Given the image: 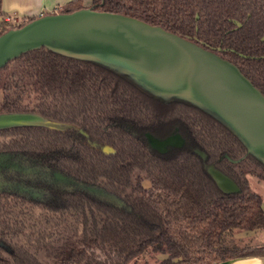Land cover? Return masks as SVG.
<instances>
[{
    "label": "trees",
    "instance_id": "16d2710c",
    "mask_svg": "<svg viewBox=\"0 0 264 264\" xmlns=\"http://www.w3.org/2000/svg\"><path fill=\"white\" fill-rule=\"evenodd\" d=\"M63 7L61 12H72L80 9V2L72 0ZM92 7L161 26L216 52L264 96V0H93ZM4 18L0 0V35L17 28ZM17 63L32 67L46 102L62 105L69 116L76 113L84 126L91 122L99 133L105 128L107 143L117 147L118 155L109 164L80 154L78 176L85 181L106 176L109 191L121 194L131 188V193L122 204L78 193L70 202L79 226L49 236L19 237L24 228L10 223L11 214L0 212L5 244L0 246V264H137L133 260L149 249L168 255L157 264L264 257V245L241 246L234 236L236 231L264 228L262 198L250 190L238 167L253 163L264 178V160L225 122L194 102L163 101L116 70L44 47L1 66L0 80L9 64ZM177 125L186 137L184 146L166 153L147 146L145 131L163 136ZM48 143L49 149L58 150V140ZM64 164L65 170L71 168L70 160ZM208 164L239 190L223 191ZM135 168L146 173L151 188L130 181Z\"/></svg>",
    "mask_w": 264,
    "mask_h": 264
},
{
    "label": "flooded vegetation",
    "instance_id": "af4514ba",
    "mask_svg": "<svg viewBox=\"0 0 264 264\" xmlns=\"http://www.w3.org/2000/svg\"><path fill=\"white\" fill-rule=\"evenodd\" d=\"M3 83H7L5 89ZM0 91L2 93L0 94V114H29L40 119L45 118L66 124V127L62 128L43 124L0 128V212L11 214L10 223H16L17 226L24 228V234L19 237L38 234L49 236L58 234L65 228L79 226L75 217V208L70 202L78 193L115 204L123 203V197L131 193V188L126 189V193L116 194L108 190L109 179L106 176L100 175L96 179L86 178L89 181H85L83 176H78L80 154L87 157L89 161L99 157V160H105L108 164L110 158L117 157V147L107 143L108 135L105 128H101L102 132L99 133L90 127L91 122L84 126L83 120L79 119L76 113L69 116L62 105L54 106L46 102L39 95L36 75L27 63L9 64L3 71ZM176 130L184 138L181 146H173L161 151L149 144L147 134L166 138ZM143 137L149 148L160 153H166L186 144V137L178 125L166 135L159 136L151 131H145ZM52 139L58 140L57 151L48 148V142ZM122 146L123 143H121ZM123 149L121 148V153ZM67 151L72 152L67 154ZM200 154L204 156L203 152ZM64 160H70L71 168L67 165L69 169H64ZM65 163L68 164L67 161ZM245 163L249 162H243L238 166L244 170V174ZM135 171L138 172L135 174ZM130 181L133 184L140 182L144 189L152 187V182L146 177V173L138 168L131 173ZM144 182H148L149 187H145ZM88 187H96L114 195L121 202L95 194ZM16 240L23 241L20 238H15ZM1 245L5 246L0 238Z\"/></svg>",
    "mask_w": 264,
    "mask_h": 264
},
{
    "label": "water",
    "instance_id": "95a60500",
    "mask_svg": "<svg viewBox=\"0 0 264 264\" xmlns=\"http://www.w3.org/2000/svg\"><path fill=\"white\" fill-rule=\"evenodd\" d=\"M75 36H80L92 44L147 67L156 66L168 55L186 60L198 72L203 86L210 94L208 101L212 105L211 108L185 96H172L166 89L148 86L132 75L97 60L69 55L48 47L53 41ZM42 47L116 70L163 101L183 98L208 109L247 143L250 152L264 160V157L251 151L250 142L239 129L240 124L264 132V96L244 77L235 64L216 52L167 31L161 26L120 13L98 11L93 7H87L67 13L44 14L21 27L10 28L2 33L0 35V67L28 50ZM42 122L43 120L39 117L29 114H0V128L42 124ZM222 175L228 180H226L227 189L212 176L223 191L239 190L229 177L223 173ZM253 258L264 259V257L234 258L211 264H235L238 261Z\"/></svg>",
    "mask_w": 264,
    "mask_h": 264
},
{
    "label": "rangeland",
    "instance_id": "374dc122",
    "mask_svg": "<svg viewBox=\"0 0 264 264\" xmlns=\"http://www.w3.org/2000/svg\"><path fill=\"white\" fill-rule=\"evenodd\" d=\"M92 6L93 2L88 8ZM63 8L64 7L59 8L55 13L63 11ZM81 8L87 7H84L81 3L80 9ZM48 47L69 55L97 60L132 75L148 86L160 88L162 90L166 89L171 92L172 96L181 95L201 104L208 105L210 108L212 106L208 101L211 96L203 86L198 72L190 63L180 57L168 55L156 64V66L147 67L126 59V57L120 54L92 44L80 36L53 41ZM0 94H2L1 91ZM42 120V124L46 126L58 128L66 127L65 123L45 118H42ZM239 129L250 142L251 151L264 157V132L240 124ZM147 138L151 146L161 151L167 150L173 146H181L184 143V138L178 130L166 138H158L152 134H147ZM207 167L219 184L227 189V179L222 173L212 165H208ZM244 168L246 169L245 177L248 181L249 188L251 191L261 196L264 208V178L259 175L260 171L253 164L245 163ZM137 172L138 171H135V174ZM144 185L145 187H149L150 184L144 182ZM88 189L109 200L121 202L119 198L105 193L96 187H88ZM234 236L241 246L250 245L255 247L264 245V228L255 231H236ZM167 257L168 255L165 253H153L149 249L139 255L133 262L137 264H157L158 261ZM40 259L44 260L45 256L43 257L41 255ZM133 262L131 261V263ZM253 264L258 263L253 262Z\"/></svg>",
    "mask_w": 264,
    "mask_h": 264
},
{
    "label": "crops",
    "instance_id": "0c3cea01",
    "mask_svg": "<svg viewBox=\"0 0 264 264\" xmlns=\"http://www.w3.org/2000/svg\"><path fill=\"white\" fill-rule=\"evenodd\" d=\"M72 0H1L3 16H17L24 21L38 16L55 13L59 8ZM88 7L93 0H79Z\"/></svg>",
    "mask_w": 264,
    "mask_h": 264
},
{
    "label": "built area",
    "instance_id": "2783aa9c",
    "mask_svg": "<svg viewBox=\"0 0 264 264\" xmlns=\"http://www.w3.org/2000/svg\"><path fill=\"white\" fill-rule=\"evenodd\" d=\"M4 20L12 27H18L24 21L17 16H5Z\"/></svg>",
    "mask_w": 264,
    "mask_h": 264
},
{
    "label": "bare ground",
    "instance_id": "6f19581e",
    "mask_svg": "<svg viewBox=\"0 0 264 264\" xmlns=\"http://www.w3.org/2000/svg\"><path fill=\"white\" fill-rule=\"evenodd\" d=\"M253 262H257L258 264H264V259L262 258H253L250 260H243V261H238L235 264H253Z\"/></svg>",
    "mask_w": 264,
    "mask_h": 264
}]
</instances>
